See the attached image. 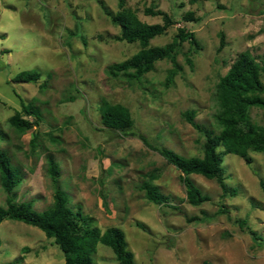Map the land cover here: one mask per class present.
Here are the masks:
<instances>
[{
	"label": "rangeland",
	"instance_id": "obj_1",
	"mask_svg": "<svg viewBox=\"0 0 264 264\" xmlns=\"http://www.w3.org/2000/svg\"><path fill=\"white\" fill-rule=\"evenodd\" d=\"M146 24H163L161 11L174 24L150 41V47L171 43L186 29L197 47L180 44L182 66L173 84L165 83L168 60L134 82L128 73L109 69L132 58L137 43L117 41L120 34L104 14L118 10L119 0H0V149L21 171L14 191L17 203L33 210L51 205L53 186L46 157L59 166V184L69 206L91 217L102 232L115 227L125 234L134 264H264V154L223 156L226 184L236 194L224 196L214 180L191 175L207 201H187L181 173L138 137L105 129L103 102L130 112L133 132L155 148L184 157H202L204 135L184 118L217 134L215 88L239 54H264V0H122ZM190 16L191 21H184ZM221 40L223 45L220 47ZM190 61L189 64L187 61ZM35 70V83L15 77ZM31 104L41 113L38 126L21 134L8 120ZM253 123L264 126V109L250 111ZM32 120V119H29ZM34 133L38 135L34 138ZM222 151V149H219ZM149 176L169 198L156 205L144 198L140 185ZM0 185V206H5ZM63 264L51 239L32 226L6 220L0 224V264ZM92 264H119L112 251L98 245Z\"/></svg>",
	"mask_w": 264,
	"mask_h": 264
},
{
	"label": "trees",
	"instance_id": "obj_2",
	"mask_svg": "<svg viewBox=\"0 0 264 264\" xmlns=\"http://www.w3.org/2000/svg\"><path fill=\"white\" fill-rule=\"evenodd\" d=\"M102 9L111 23L120 30L115 39L137 43L140 47L132 58L114 64L109 73L112 76L128 73V77L136 82L152 72L156 62L168 60L171 68L167 71L165 83L167 86L173 84L176 75L183 70L177 61L180 44L188 41L192 49H195L197 42L194 34L186 29H179L177 37L171 43L150 47L153 38L163 34L174 24L165 13L147 9V16H161L163 20V24L150 25L142 22L134 11L125 8L122 0H119L116 12L109 11L104 6ZM191 19L190 16L184 17L186 22ZM222 45L221 40L220 47ZM187 62L191 64L189 60ZM39 78L40 74L35 70L22 71L16 75L15 81L35 83ZM215 102L217 112L213 118L218 129L217 134L198 125L194 121V111L189 110L183 114L186 121L204 135L202 157H184L167 148L152 147L144 136L133 132V119L128 109L122 105L103 102L99 111L101 124L105 129L122 132L124 136L138 137L148 148L158 152L169 165L177 169L181 173L187 201L197 206L207 201V198L196 187L191 175L216 181L224 196L235 195V190L229 189L225 182L223 156L235 155L249 166L251 152L264 154V126L253 123L250 118L251 109H264V54L258 58L248 51L239 54L216 85ZM41 121V113L37 107L21 104V110L10 117L8 123L18 133L23 134L33 126H38ZM37 135L38 133H34V138ZM0 139H4L1 130ZM46 166L53 186V200L45 210L35 211L31 202H16L14 191L22 182L21 171L12 164L8 154L0 149V185L6 195L5 206H0V224L10 220L37 228L59 248L64 258L63 264H92V255L99 244L108 247L119 264H134L133 254L127 249L124 232L115 227L102 232L94 225L91 217L80 210H73L69 206L68 193L59 184V166L51 155L46 157ZM154 179L155 177L149 176L140 185L144 198L156 205L167 204L169 198L153 183ZM259 185L264 190V182L259 181ZM247 231L253 240L264 241L252 230Z\"/></svg>",
	"mask_w": 264,
	"mask_h": 264
}]
</instances>
